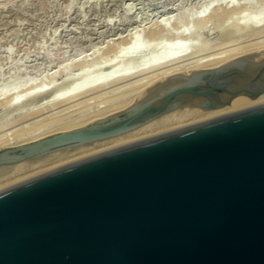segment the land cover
Here are the masks:
<instances>
[{
    "label": "water",
    "instance_id": "obj_1",
    "mask_svg": "<svg viewBox=\"0 0 264 264\" xmlns=\"http://www.w3.org/2000/svg\"><path fill=\"white\" fill-rule=\"evenodd\" d=\"M112 117L0 150V166L120 135L195 100L264 94V60L180 74ZM0 264H264V103L0 187Z\"/></svg>",
    "mask_w": 264,
    "mask_h": 264
},
{
    "label": "bare ground",
    "instance_id": "obj_2",
    "mask_svg": "<svg viewBox=\"0 0 264 264\" xmlns=\"http://www.w3.org/2000/svg\"><path fill=\"white\" fill-rule=\"evenodd\" d=\"M228 1L224 0L225 3ZM233 1H235L233 5H229V3L225 5L223 0L221 1L222 3L219 1L220 4L213 5L214 7L208 5L212 7L210 12L207 5H204V8L206 6L205 9L201 6L203 10H199L200 12L196 16L197 20L194 16L195 27L194 25L192 26L193 28L189 27L191 25L189 23L192 21L189 22L190 20H187L189 32H186L187 28L185 29L184 25L182 28L185 30L179 29L181 26L177 28L176 25V30L169 32L170 28H167L166 22H164L166 25L163 24V20H160L162 23L155 22L148 30L143 27L151 35L146 34V36L152 37L153 41L146 39L144 42L143 39H140L139 35L143 32V28L138 30L137 34H133L130 31L132 34L129 37L122 38L117 45L114 43L111 47L109 46V49H111L109 53L113 50V54L108 59L111 66L108 70L107 66L100 63L98 71L101 73L98 75H88L87 70L85 69L86 72H84L83 66H81L80 68L83 71H79L73 76L68 75L62 79V82L49 88L45 86V81H42V83L38 82L36 85L28 81L27 84H16L13 82L4 85L0 89V107L6 106L9 109L23 107L30 102L37 103V107L34 108V106L29 112H24L15 123L13 122L15 127L11 133L12 137L7 131L0 133V150L28 144L47 136L86 126L134 108L160 95L164 89L178 82L179 80L174 78L180 74H191L195 71L216 68L243 56H253L254 62L264 60V8L256 9L255 2L254 0L252 1L254 2L252 4L255 7L254 10L259 13L258 16H261L259 19L263 20L258 23V21L250 18L252 13L241 12L246 6L249 7L246 1L247 4L240 3L241 0L239 4H237L236 0ZM262 2L264 5V0ZM211 3L213 2L209 1L207 4ZM232 3L230 2V4ZM249 4H251V0ZM247 7L245 9H248ZM240 12L244 16L236 17L235 13ZM186 14L187 16L191 15L190 12ZM186 14L184 15L186 16ZM189 18L191 17L189 16ZM213 20L219 25L216 28H220V32L223 33L224 31L222 30L225 28L226 33L230 31V34L224 37L223 34L225 33H221V39L215 42L217 53L209 51L210 54H208L205 50L209 49L208 43L210 40H206V37L203 36H199V39L197 37V42L195 39L197 33H202L200 32L202 31L201 29L206 28L207 24ZM260 23L263 24L261 25ZM168 32L169 34L166 35ZM249 32L252 34H247ZM245 35H248V37ZM164 36L168 37L171 43L168 42L169 44L163 45L159 53L156 52L158 54L157 56L155 55V58L146 61L148 53L158 49V39L162 37V39H166ZM141 38L143 37L141 36ZM146 41L152 43L147 44L148 42L146 43ZM160 41L162 43V40ZM221 48L224 49L221 50ZM107 51L109 50L107 49ZM65 71L69 73L68 70ZM97 101H107L109 104L106 102V107L105 105L100 106V108H104H99L96 112H90L91 114H84L85 110H87L86 108ZM200 102L201 100H195L175 108L117 136L58 148L18 163L2 165L0 166V187L42 170L118 144L205 118L222 117L258 106L264 103V94L256 98L244 94L238 95L230 104L210 109L201 107L199 105Z\"/></svg>",
    "mask_w": 264,
    "mask_h": 264
},
{
    "label": "rangeland",
    "instance_id": "obj_3",
    "mask_svg": "<svg viewBox=\"0 0 264 264\" xmlns=\"http://www.w3.org/2000/svg\"><path fill=\"white\" fill-rule=\"evenodd\" d=\"M209 1L213 3L207 4ZM219 1L222 0H0V89L6 84L13 82L27 84V81L35 85L38 82L45 81L46 84H43L49 88L62 82V79L68 75L73 76L83 70L86 72L85 69L90 76L98 75L101 73L98 71L100 63L107 66L109 70L111 63L108 59L113 54V50L109 53L111 50L109 48L114 43L117 45L122 38H127L132 33L137 34L138 30L143 27L148 30L150 26L152 27L155 22H160V20H163V24L166 22L168 26L166 27L171 29L168 30L169 32L176 30V25L177 28L181 26L179 27L181 30L184 25L183 27L187 28L186 32H189V27L194 25V16L196 19L199 10L202 11L204 5L214 7L213 5L218 4ZM229 1L233 3L230 4ZM229 1L226 2L229 5H233L235 2L233 0ZM239 1L236 0L237 4H239ZM242 1L240 3L247 2L253 10L255 7L256 9L264 8L262 0H254L255 3L251 0V4H249L250 0ZM253 3L255 7L252 5ZM212 7L208 6L209 12ZM249 7H247L248 9L243 8L241 12L252 13L250 18L258 21V23L263 21L259 19L261 18L260 15L258 16L259 13L255 10L253 12L252 8ZM187 12H190L191 15L187 16ZM241 12L235 13V16H244ZM255 15L258 16V18L256 16L257 19ZM187 20L194 22L189 23L191 24L189 26ZM213 21L208 23L206 28L201 29L200 32L202 33H197L195 39L197 42L199 36H203L206 37V40H210L208 43L209 49L205 50L208 54H210L209 51L217 53L215 42L222 37L221 29L216 28L218 24L215 20ZM172 25H174V28L170 27ZM144 28L141 35H139L140 39H143L144 42L146 39L152 40V37L146 36L148 32ZM225 30L223 28L222 31L225 34H222L227 37L230 31L227 29L228 32L226 33ZM252 33L247 34L251 35ZM148 35L151 36L150 33ZM245 36L248 37V35ZM164 37L166 39H162L163 37L158 39V49L156 47L158 51L149 52L146 61L155 58V55L157 56L161 50L160 48L169 44L168 37ZM143 40L141 41L143 42ZM160 40H162V43ZM146 43L152 42L146 41ZM223 49L221 48V50ZM81 63L82 65H80ZM81 66H83V70L80 68ZM65 70H68L69 73H66ZM100 102L97 101L88 106L84 114L96 112L100 106L105 105L106 107V104H109L107 101V103L105 101ZM33 107L36 108L37 103L30 102L23 107L10 109L6 106L0 107V133L7 131L12 137L11 133L15 127L13 126L15 121Z\"/></svg>",
    "mask_w": 264,
    "mask_h": 264
}]
</instances>
